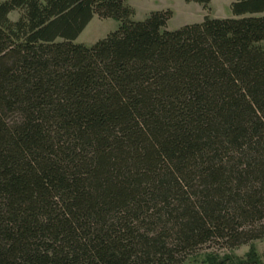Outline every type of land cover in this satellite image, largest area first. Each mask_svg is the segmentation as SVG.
<instances>
[{"label":"trees","instance_id":"trees-1","mask_svg":"<svg viewBox=\"0 0 264 264\" xmlns=\"http://www.w3.org/2000/svg\"><path fill=\"white\" fill-rule=\"evenodd\" d=\"M128 1L0 4V264H199L264 238V0L174 32ZM95 16L119 29L75 44Z\"/></svg>","mask_w":264,"mask_h":264},{"label":"rangeland","instance_id":"rangeland-1","mask_svg":"<svg viewBox=\"0 0 264 264\" xmlns=\"http://www.w3.org/2000/svg\"><path fill=\"white\" fill-rule=\"evenodd\" d=\"M8 0H0V4ZM237 0H211L209 6L204 8L195 2L187 0H129L128 4L135 10L136 22H143L152 12L172 11L173 17L168 22L166 30L177 31L185 26L200 24L206 16L213 19L233 18L231 5ZM22 15L21 11H14L9 15L12 22H17ZM119 29V23L111 19H100L95 16L75 44H83L91 47L101 40L106 39L111 33ZM254 252L260 264H264V238L236 249L227 250L216 245H209L196 255L198 262L206 261L208 256H215L219 260L230 259V263L236 264L244 261L246 255ZM199 263V264H200ZM204 264V263H202Z\"/></svg>","mask_w":264,"mask_h":264}]
</instances>
